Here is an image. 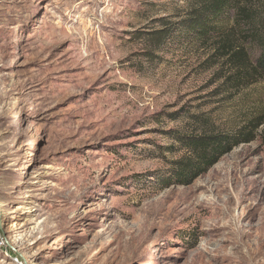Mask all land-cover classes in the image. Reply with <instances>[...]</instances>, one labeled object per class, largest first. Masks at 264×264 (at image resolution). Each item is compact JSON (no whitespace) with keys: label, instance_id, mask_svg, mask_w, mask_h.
Segmentation results:
<instances>
[{"label":"rangeland","instance_id":"rangeland-1","mask_svg":"<svg viewBox=\"0 0 264 264\" xmlns=\"http://www.w3.org/2000/svg\"><path fill=\"white\" fill-rule=\"evenodd\" d=\"M206 1L0 0V264H264V82L212 43L150 60Z\"/></svg>","mask_w":264,"mask_h":264},{"label":"trees","instance_id":"trees-1","mask_svg":"<svg viewBox=\"0 0 264 264\" xmlns=\"http://www.w3.org/2000/svg\"><path fill=\"white\" fill-rule=\"evenodd\" d=\"M242 2L207 0L192 16L157 35L159 52L150 60H161L163 55L186 45L212 43L217 50L216 57L226 59L231 65L233 75L228 80H233L238 87L264 82V2L259 3L263 4V9H256V2L246 1L243 5ZM237 28L243 31L248 44L253 47L252 58L248 57V49L235 41L233 31ZM262 116L259 114L254 119V128L260 126ZM240 137L241 134L234 140L219 135L190 137L194 156L180 161L179 167L173 169L172 178L182 185L191 184L218 163L226 149L238 144Z\"/></svg>","mask_w":264,"mask_h":264}]
</instances>
